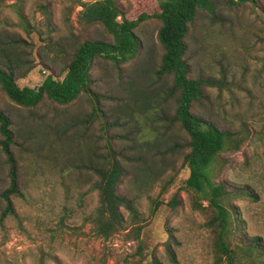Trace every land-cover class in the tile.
I'll return each mask as SVG.
<instances>
[{
  "label": "rangeland",
  "instance_id": "obj_1",
  "mask_svg": "<svg viewBox=\"0 0 264 264\" xmlns=\"http://www.w3.org/2000/svg\"><path fill=\"white\" fill-rule=\"evenodd\" d=\"M115 1L130 20L140 14L150 16L159 12L157 0ZM260 4L258 9L220 8L219 18L214 20L207 16L197 18L187 40V57L191 77L218 78L223 73L227 80L224 89L209 90V104L202 112L215 117L223 127L239 129L244 124L248 130V138L238 152L222 154L229 160L222 177L233 188L249 185L256 192V200H236L233 207L238 213L239 233L245 239L260 238L264 244V0ZM68 6L67 0L0 1V29L26 40L27 57L34 64L27 76L17 81L19 87L39 86L49 73L44 64L55 73L63 68L60 62L47 59L44 8L48 9L55 28L50 33L53 42L69 31L88 39L106 37L96 25L79 28L75 16L79 7L64 20V8ZM26 21L32 30L30 35L21 26ZM157 29L154 20L138 29L143 42L140 55H146L151 66H157L162 53ZM128 66L123 69V83L132 75ZM92 78V88L100 96L97 104L104 117L95 109L96 103L85 96L69 106L43 100L28 111L0 95V111L14 122L12 129L19 130L25 138L17 154L19 176L26 182L28 193L26 200L13 199L18 217L0 221V264H100L102 261L105 264H214L211 234L204 226L206 215L193 210L190 193L183 189L189 171L181 167L180 153L164 156L166 166L161 167L164 172L160 174V169L156 170L158 179L137 201L139 223L143 225L139 240L127 233L130 229L109 240L91 234L83 214L92 213L97 205L96 193L87 192L94 174L86 165L79 164L88 165L91 156L104 153L107 141L117 152L138 151L137 139L150 129L147 125L141 131L140 124L133 120L129 125L116 120L113 99L120 93L121 80L110 64L100 61ZM76 157L82 160L77 161ZM129 171L118 190L131 196L135 186L129 183L132 180ZM5 173L1 168V189L6 187ZM154 199L162 205L151 214ZM2 206L0 201V210ZM167 248L173 252V260Z\"/></svg>",
  "mask_w": 264,
  "mask_h": 264
},
{
  "label": "trees",
  "instance_id": "obj_2",
  "mask_svg": "<svg viewBox=\"0 0 264 264\" xmlns=\"http://www.w3.org/2000/svg\"><path fill=\"white\" fill-rule=\"evenodd\" d=\"M67 1L69 6L64 8V20L79 7L75 14L79 28L96 25L106 37L88 39L69 31L53 42L50 33L55 28L51 25L48 9L44 8L43 27L48 30L44 34V48L49 54L53 53L52 56L48 54L47 59L60 62L63 68L55 73L44 64L49 73L39 86L29 88L17 85V81L34 68L27 57L28 43L0 29V95L28 111L43 100L69 106L85 96L96 103L95 109L104 117L97 104L100 96L92 88V73L101 61L110 64L121 80L120 93L113 99L116 120L124 121L125 125L133 120L140 124L141 131L147 125L150 129L137 139L138 151H132L131 145L130 152L126 149L117 152L107 141L104 153L91 156L88 165L79 164L86 165L94 174L87 192L96 193L97 205L92 213L83 214L91 234L109 240L130 229L127 233L139 240L143 225L139 223L137 201L158 179L156 170L160 169V174L164 172L161 168L166 166L164 156L180 153L181 167L189 171L183 189L190 193L193 210L206 215L204 226L211 234L214 264H264V244L260 238L245 239L239 233L238 213L233 207L236 200H256V192L249 185L233 188L222 177L229 165L222 154L238 152L248 138V130L244 124L239 129L223 127L215 117L202 112L209 104V90L224 89L227 80L223 73L218 78L212 75L191 77L187 57V40L197 18L218 19L220 8L238 10L250 6L258 9L261 8L260 0H157L159 12L150 16L140 14L132 20L125 17L115 0ZM149 20L158 23L156 36L162 53L156 61L157 66L148 65L151 61L146 55H140L143 42L138 29ZM21 26L30 35L29 22ZM127 66L132 69V75L123 83V69ZM13 126L10 117L0 111V170L3 168L6 172V187L0 188L3 204L0 221L17 218L13 199L26 200L28 194L27 184L19 176L17 154L25 138L19 130H13ZM61 137L72 142L66 135ZM128 169L132 173L129 183L135 186L131 196L118 190V185L130 173ZM160 205V200H152L151 214H155ZM137 251L140 255L139 246ZM167 252L173 260V252L169 248Z\"/></svg>",
  "mask_w": 264,
  "mask_h": 264
}]
</instances>
